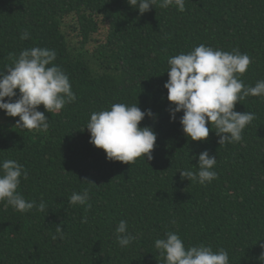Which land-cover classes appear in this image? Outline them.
Returning <instances> with one entry per match:
<instances>
[{
    "label": "trees",
    "instance_id": "16d2710c",
    "mask_svg": "<svg viewBox=\"0 0 264 264\" xmlns=\"http://www.w3.org/2000/svg\"><path fill=\"white\" fill-rule=\"evenodd\" d=\"M200 44L249 55L237 75L255 86L264 79V0H186L184 12L156 5L143 15L126 0H0V71L22 50L46 47L76 95L58 112L38 107L46 132L0 110V163L23 165L17 191L37 205L22 213L0 201V264H164L154 241L169 231L186 248L227 250L230 264H264V96L236 103L255 114L239 142L219 145L214 125L206 140L191 141L183 112L170 120L168 60ZM115 103L155 114L140 122L157 134L151 160H108L89 143L91 113ZM205 150L216 156L217 178H182L181 170L198 171ZM84 189L87 204H71ZM121 220L136 236L124 248L115 237Z\"/></svg>",
    "mask_w": 264,
    "mask_h": 264
},
{
    "label": "clouds",
    "instance_id": "9594fccd",
    "mask_svg": "<svg viewBox=\"0 0 264 264\" xmlns=\"http://www.w3.org/2000/svg\"><path fill=\"white\" fill-rule=\"evenodd\" d=\"M126 2L141 15L156 5L162 9L174 6L179 12L186 11V0ZM29 36V32L24 31L21 39ZM55 59L54 50L35 46L22 50L14 66L7 68L6 72L0 71V110L6 116L19 117L16 126L46 132L48 117L38 107L43 105L48 113L58 112L66 103L76 100L69 76L53 63ZM251 62L249 55L237 49L228 52L205 44L169 58L168 80L164 88L167 89V100L174 105L169 109L170 120L175 121L176 113L182 111L180 124L191 141L206 140L214 125L219 145L239 142L242 131L255 114L236 111V103L248 96H264V79L257 81L255 86H246L237 75L245 73ZM154 115L151 109L141 110L138 104L115 103L109 109L92 112L84 130L90 133L89 143L103 149L108 160L126 164H132L140 157L151 160L157 134L151 126L141 127L140 122ZM216 163V156L205 150L198 155V171L179 172L189 181L211 183L217 178L213 170ZM27 176L23 165L15 160L0 163V201H6V206L10 205L22 213L37 207L34 200H26L17 191L21 177L27 179ZM89 198L88 189H84L74 192L70 203L86 205ZM38 207L43 210V203ZM115 237L122 248L136 239L128 231L126 220H121L116 226ZM154 247L163 257L164 264H230L227 250L213 251L211 246L204 244L186 248L181 237L173 231L156 239Z\"/></svg>",
    "mask_w": 264,
    "mask_h": 264
}]
</instances>
